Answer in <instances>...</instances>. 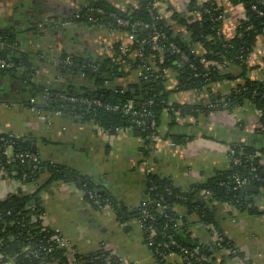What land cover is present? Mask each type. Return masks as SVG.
Returning a JSON list of instances; mask_svg holds the SVG:
<instances>
[{"label": "crops", "instance_id": "0c3cea01", "mask_svg": "<svg viewBox=\"0 0 264 264\" xmlns=\"http://www.w3.org/2000/svg\"><path fill=\"white\" fill-rule=\"evenodd\" d=\"M93 1L96 0H0V33L12 36L13 46L24 52L21 55L31 56L34 63L40 62L41 57L46 58L31 79L0 72V135H11L29 144L35 140L37 154L44 161L91 179L128 214L139 209L145 201L148 170L161 179L170 180L176 188L188 190L230 169L232 145L244 143L257 150L264 149L260 114L249 103L233 112H211L197 117L183 114L181 110L175 113L163 110L158 134L150 144L132 130L111 133L94 121L84 120L82 114L63 111L62 115H57L41 107L34 83L38 87L48 85L54 90L67 88L70 82L77 88L93 87L82 74H61L48 61L52 62L62 53L82 58L110 56L116 44L121 47L133 44L127 30L105 25L92 30L87 23H70L73 8H83ZM108 1L121 10L135 4V0ZM190 1L165 0L159 4L160 12L167 19L173 12L187 16ZM220 1L226 11L223 33L233 37L239 21L245 19V9ZM47 21L57 24L47 27ZM3 45L0 42V46ZM249 65L252 68L250 78L264 80V36L259 38ZM226 72L236 74L231 68ZM175 74L167 73V85L172 91L170 103L176 105H196L201 101L199 97L204 100L200 103L206 105L210 98L231 95L242 82L231 76L199 96L195 92L179 91ZM138 76L120 78L116 84L128 86L135 83ZM180 134L193 138L175 141L173 135ZM0 176L3 177H0V200L19 192L32 195L41 190L40 203L47 216L45 225L60 232L70 242L73 253L88 254L104 249L117 257L120 264H161L147 244L144 229L134 218L118 217L112 206L95 208L76 184L49 183V173L42 174L33 184L16 181L5 174ZM249 194H253L251 201L260 214L253 215L226 203L216 204L220 228L237 250V256L215 254L217 262L264 264V192ZM177 211L181 215L185 213L183 208ZM190 223L192 237L200 240L208 237L206 226L197 216L193 215ZM165 264L183 263L175 255Z\"/></svg>", "mask_w": 264, "mask_h": 264}, {"label": "trees", "instance_id": "16d2710c", "mask_svg": "<svg viewBox=\"0 0 264 264\" xmlns=\"http://www.w3.org/2000/svg\"><path fill=\"white\" fill-rule=\"evenodd\" d=\"M165 0H135V4L127 9L121 10L115 7L108 0H98L90 5L94 9H102L104 15L99 18V23L114 29H126L132 33V25L136 22L149 23L154 26V30L164 34L157 45L152 43H133L130 50H121V44H116L114 53L110 56H91L87 58L79 57L75 54L62 53L61 57L70 56L73 60L72 69H61L60 66L48 61L59 69L64 75H76L81 73L89 80L93 87L77 88L71 82L67 85L64 94H70L78 98L98 99L104 105H126L129 101L134 103L136 110H143L149 107L156 114L157 127L155 130L149 129L148 121L139 126L137 119L126 116L122 112H112L104 108H85L79 112L86 121H94L106 131L116 133L117 129L132 130L138 137H142L147 144L158 134L160 118L163 110L175 113L181 110L183 114L197 117L200 114L209 115L211 112L230 111L242 108L245 104L256 109L260 114L261 133L264 135V80H253L249 74L252 68L249 60L254 53L259 38L264 29V0H224L233 6H243L245 9V19L239 21L233 37H227L223 33L224 20L218 21L220 16L225 17V8L220 0H191L189 14L173 12L171 18H164L160 12L159 4ZM257 9L254 10L253 7ZM87 8H83L78 14V22L90 23L91 14L87 13ZM263 13V15H260ZM117 18L129 22V29L121 28L117 24ZM57 24V23H55ZM51 24L49 26H52ZM182 30V31H181ZM151 31L140 30L137 33L138 40L149 37ZM0 42L4 45H14V38L9 34L0 33ZM178 46L183 53L189 56V62L184 66L179 64V57L171 50V45ZM199 49L196 54H191L194 48ZM18 48V47H17ZM0 56L14 61L19 65L17 70L0 69V72L17 78L31 79L39 69V64L45 62V57H41L40 62L34 63L31 56L14 53L0 47ZM205 60V61H203ZM47 63V62H46ZM86 65V69L76 67ZM145 67H148L147 70ZM231 68L236 74H228L226 71ZM176 72L177 89L179 91H191L197 95L206 92L212 85L225 81L231 76L241 80L238 88L231 95L218 97L210 100V104L197 103L196 105H176L170 103L171 90L167 85V73ZM132 74H138L135 83L128 86L117 85L116 81L124 79ZM35 93L40 106L44 109L55 111L71 108L62 103L52 102L46 105L43 101L45 92L51 95L57 92L48 85H36ZM33 87V88H34ZM95 91V93H93ZM200 96V95H199ZM152 103V106H150ZM67 113H75L68 112ZM10 138L4 134L0 135ZM175 141L192 140L185 134L173 135ZM15 151L32 152L29 143L20 139L12 138ZM230 150V169L219 172L205 183L193 185L188 190H181L173 186L168 179H161L159 176L151 174L147 176L145 201L156 220L147 222V228H153L157 233L155 246L150 247L153 252L160 249L157 244L166 242L173 238L179 245L189 249H198L200 256H205L208 261L203 264H223L217 262L215 254L223 253V250L237 252L231 240L220 228L216 210L217 203H226L241 211H248L250 214H260L249 194L248 188L237 190L236 179L257 178L252 180V185L264 192V149L257 150L244 143L232 145ZM4 144L0 142V174H5L16 181L26 184H33L39 180L44 173H49L50 182L74 183L82 189L88 200L89 193L93 192L105 200L109 206L116 211L117 216L124 218H134L137 220L142 216L139 209L128 214L126 209L118 205L108 196L102 193L91 179L81 176L77 171L67 167L44 161L41 170H34L31 167L22 166L18 161H9L4 155ZM34 153V152H32ZM37 154V153H35ZM38 155V154H37ZM39 156V155H38ZM236 160L238 162H236ZM3 178L2 176H0ZM48 184L46 185V187ZM210 191L211 197L202 195L204 191ZM40 193L38 190L32 195H25L22 192L11 194L6 199L0 200V264L5 263L8 257L15 258L16 264H41L44 260H58L59 264H120L119 259L111 255L108 251L101 249L88 254H77L75 262H72L65 251L53 245V250L46 253L42 250L39 258L33 257L30 253H25L24 249L31 247L39 249L50 247L53 244L51 238L53 231H43L41 220L38 218L44 211L40 203ZM164 200L169 205L166 212L173 219H166L160 215L157 202ZM178 208H183V215L178 213ZM195 215L204 226L212 225L223 235L222 248H219L212 241L209 231L207 238L200 240L192 237L190 218ZM145 229L146 241L148 244L151 232ZM176 255L180 254L179 249H175ZM224 254V253H223ZM161 264L166 261L157 255ZM237 256L231 253L229 257ZM193 260L192 264H202Z\"/></svg>", "mask_w": 264, "mask_h": 264}, {"label": "built area", "instance_id": "2783aa9c", "mask_svg": "<svg viewBox=\"0 0 264 264\" xmlns=\"http://www.w3.org/2000/svg\"><path fill=\"white\" fill-rule=\"evenodd\" d=\"M209 1V0H206ZM205 1V2H206ZM254 10L257 9L256 6L253 7ZM87 13L91 14V22L98 20L99 18H101L104 15V11L102 9H94L92 7L87 6L86 9ZM260 15H263V13H260ZM95 16V18H93ZM225 17L220 16L217 18L218 21L224 20ZM117 24L119 25V27L121 28H127L129 29V22L120 18H117L116 20ZM132 33H131V39L133 40L132 42L135 43H141V44H147V43H152L153 45H157V43L164 38V34L155 31L154 30V26H152L149 23H144V22H136L135 24L132 25ZM143 29L144 31H151V34L149 37L142 39L141 41L138 40L137 38V33H140V30ZM262 36H264V29H263V33ZM2 47V46H0ZM3 48V47H2ZM121 50L124 52H128L130 50L129 47H121ZM171 50L172 52L177 55L179 57V64L180 65H185L186 63L189 62V56L187 53H183L182 50H180L178 48V46L172 44L171 45ZM197 48L195 47L191 54H196L197 53ZM62 55H58L56 57H54L52 59V63H54V65L56 66H60L61 69H72L73 67V60L71 59L70 56L67 57H61ZM205 61V60H203ZM182 64H181V63ZM76 67H81V69H86V65H77ZM19 65L16 64L14 61L8 60L6 58H3L0 56V69H7V70H17L19 69ZM147 70H149L148 67H145ZM203 97H199V100H201L200 102L204 101L202 99ZM43 101L47 104L52 103V102H57V103H65L66 105L70 106L71 108H76V107H83V108H93V107H99V108H104L108 111H112V112H122L124 115L126 116H132L137 119V124L139 126L143 125L146 123V121H148L149 124V129L150 130H155L157 127V121H156V114L153 110H151L149 107H144L143 110H136L134 107V103L132 101H129L126 105L121 106V105H104L100 100L98 99H88V98H78L75 96H72L70 94H64L62 93V91H57L55 93H53V95H51L49 92H45L43 95ZM210 104V101L207 102L206 105ZM150 106H152V103H150ZM251 106V104H250ZM64 110H53L52 112L57 114V115H62L64 112ZM104 129V128H103ZM125 130L122 129H117L116 133H121L124 132ZM126 132V131H125ZM10 138H7L5 136H3L2 138H0V142H2L4 144V155L7 157V159L11 162L13 161H18L22 166H29L34 170H41L42 169V163L43 160L40 158V156H38L35 153L32 152H18L16 153L14 145L15 143L11 140H13L12 138H14L11 135ZM172 145H175L174 143H172ZM233 153V150L229 149V154ZM230 156V155H229ZM236 162H238L236 160ZM53 163V162H52ZM153 174V172L151 170L147 171V176ZM257 178V176L253 177V178H245V179H240L237 178L236 182H237V190H241L244 188H247L249 185H252V180ZM202 195H205L206 197H211L212 193L210 191H204L202 192ZM89 200L92 202V204L95 206V208L98 209H102L106 206H109L108 203L101 199V197L93 192L89 193ZM157 208L160 211V215L165 217L166 219H170L171 221H173V219H171V217L167 214L166 210L169 207L168 204H166L164 202V200L162 199V201L157 202ZM140 210L142 211V216L140 218H138L136 221L137 223L140 225V227L142 229L147 228L146 227V223L151 221L154 222L156 220L154 214L152 213V211L149 208V205L146 202H143V204L140 207ZM46 214L43 212L42 214H40L38 216V218L41 220L42 223V230L43 231H53L54 235L51 238V242H53L52 245H50V247L46 248V247H41L39 249H32L31 247H27L24 249L25 253H30L33 257L35 258H39L41 256V252L42 250L45 251L46 253H49L53 250V245H56L57 248L62 249L65 251V254L68 255V257L70 258V260L72 262H75V260L77 259V253H73L72 251V247L69 241H67V239L58 231H55L51 228H49V226L45 225V220H46ZM150 230L151 235L149 237L148 240V245L149 247H153L155 246V238L157 233H155L154 229L151 228H147ZM207 232L209 231V234L211 235L212 241L214 242L215 245H217L219 248H222V242H223V235L221 232L217 231L212 225H209L206 227ZM158 247L160 249H164L165 251H160L159 249H157V251L154 252L155 256L158 257L157 255H159V257L162 259L161 261H168L172 256H175V252H173L175 249H179L180 250V254H178L177 256H179L182 260L183 264H192L193 260H196L198 262L202 261H208V258L205 256H200V251L198 249H194V250H189L181 245H179L173 238H169L166 242L164 243H159L157 244ZM224 254H235V251H231V250H223ZM29 255V254H28ZM0 258L3 259L4 256L0 255ZM3 264H16L15 262V258L13 257H8V260L3 263ZM41 264H59L58 260L56 259H52V260H44ZM203 264V263H202Z\"/></svg>", "mask_w": 264, "mask_h": 264}, {"label": "water", "instance_id": "95a60500", "mask_svg": "<svg viewBox=\"0 0 264 264\" xmlns=\"http://www.w3.org/2000/svg\"><path fill=\"white\" fill-rule=\"evenodd\" d=\"M93 18H95V16ZM122 30L126 31V29H122ZM3 48H5L6 50H10V51H12L14 53H17V54H23L24 53L21 49L15 47V46H11V45H3ZM79 74H81V73H79ZM56 90L57 91H66V88L65 87H60V89H56ZM93 93H95V91ZM62 104L65 105L64 102ZM66 111H68V112H72L73 111V112L79 113V112L85 111V108H83V107L68 108V109H66ZM29 148H30V150L32 152L37 153V144H36L35 140H31L30 141ZM247 188H248L249 192H258L259 191L257 189V187L254 186V185H249Z\"/></svg>", "mask_w": 264, "mask_h": 264}, {"label": "flooded vegetation", "instance_id": "af4514ba", "mask_svg": "<svg viewBox=\"0 0 264 264\" xmlns=\"http://www.w3.org/2000/svg\"><path fill=\"white\" fill-rule=\"evenodd\" d=\"M97 1V0H96ZM96 1H93L92 3H94V2H96ZM91 3V4H92ZM85 5V3L84 4H82V6H84ZM77 6H79V5H77ZM81 6V5H80ZM87 6H88V4L87 5H85L83 8H87ZM80 8V7H79ZM79 8H73L72 9V13H73V16L72 17H70V19H71V21H70V23H72V25L73 24H76L78 21V14L80 13V12H82L83 10V8L81 7L80 9ZM74 22V23H73ZM51 24H55V23H48V21H47V23H46V26L48 27L49 25H51ZM91 24V25H90ZM56 25V24H55ZM87 25H89V26H91V29L92 30H97L98 28H100V26L101 25H103V24H101V23H99V20H95V21H92V22H90V23H87ZM49 27H51V26H49ZM63 27H61V29H62ZM62 31V30H61ZM59 55H61V54H59Z\"/></svg>", "mask_w": 264, "mask_h": 264}, {"label": "rangeland", "instance_id": "374dc122", "mask_svg": "<svg viewBox=\"0 0 264 264\" xmlns=\"http://www.w3.org/2000/svg\"><path fill=\"white\" fill-rule=\"evenodd\" d=\"M236 71V70H235ZM107 209H110V210H112V208L111 207H108Z\"/></svg>", "mask_w": 264, "mask_h": 264}]
</instances>
